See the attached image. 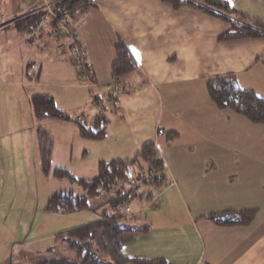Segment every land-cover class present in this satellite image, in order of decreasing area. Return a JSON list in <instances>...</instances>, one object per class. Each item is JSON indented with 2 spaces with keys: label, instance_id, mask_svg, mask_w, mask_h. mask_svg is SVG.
<instances>
[{
  "label": "crops",
  "instance_id": "obj_1",
  "mask_svg": "<svg viewBox=\"0 0 264 264\" xmlns=\"http://www.w3.org/2000/svg\"><path fill=\"white\" fill-rule=\"evenodd\" d=\"M55 1L11 0L9 18L1 17L0 30L5 29L7 38L18 39L10 47L19 56L22 87L39 83L43 65L61 76L72 78L76 73L72 53L55 50L56 54L40 53L43 61L38 63L39 78L35 79V63L26 62L25 57L38 48L30 43V36H20L33 30L19 32L13 27L14 17L46 9ZM227 1L233 10L264 20V0ZM71 24L93 73L89 89L112 81L110 66L115 46L121 42L137 64L121 78L128 88L126 94L140 95L141 105L158 101L168 117L183 124L181 129H168L175 130L176 136L168 139L165 135L156 148L170 180L161 191L170 205L172 200L185 201L186 226L156 228L159 235L153 232L158 226L155 215L162 211L156 207L159 199L155 196L154 203H147L151 206V220L147 223L146 219L144 225L148 232L126 243L122 254L161 257L170 264H264V125L218 108L205 86L209 77L233 73L240 88L264 98V38L220 41L217 35L228 27L226 22L192 8H173L161 0H92L89 7L76 11ZM47 33L52 39L51 32ZM19 39H26L25 47ZM181 138L186 142L181 143ZM167 157L171 163L167 164ZM228 209H255L256 215L245 225L220 226L206 218Z\"/></svg>",
  "mask_w": 264,
  "mask_h": 264
},
{
  "label": "rangeland",
  "instance_id": "obj_2",
  "mask_svg": "<svg viewBox=\"0 0 264 264\" xmlns=\"http://www.w3.org/2000/svg\"><path fill=\"white\" fill-rule=\"evenodd\" d=\"M57 1L59 0L46 8V16L39 26L31 33L20 36H30V43H35L38 48L25 57L26 62L35 63L32 68L34 74L38 71V63L43 61L40 53L56 54L69 51L72 53L76 70L73 80L69 72L68 76H61L53 68L43 65L39 83L22 87L23 75L20 63L17 62L19 56L15 50L11 52L10 47L18 39L7 38L5 29L0 30V264H29L53 258L74 259V253L68 250V242L55 241L56 234L99 220L104 206L109 209L108 213L122 212L126 213V216L128 214L129 218L120 220L122 227L140 228L146 224V219L147 223L151 220V206L147 204L150 202L140 201L142 188L137 187L127 203L120 202L112 207V202L107 200L117 195V186L89 199L91 207L107 202L96 210H46L48 196L56 191L71 190L78 195H84L85 192L75 182L56 178L52 172L43 173L37 128L42 127L51 137V168L67 169L71 175L80 178L94 176L101 160L131 159L149 142H153L158 148V143L164 140L168 129L183 127L177 118L166 115V108L158 101L148 100L145 105H141L140 95L137 97L136 93L126 94L128 88L124 87L122 77L112 79L104 86L98 84L97 88L89 89V83L92 84L94 77L90 71V63L86 60L83 50L78 48L77 39L74 37L71 23L76 18V12L59 13L54 9ZM40 5L41 3L36 4ZM8 10H11V0H0V21L2 15L5 20L9 18L6 15ZM33 12L37 13L39 9L29 14ZM21 17H14V20ZM61 20L62 23H58ZM56 22L54 28L53 24ZM48 31L51 32L52 39L47 35ZM20 42L25 47L26 39ZM76 49L82 53L79 60L75 55ZM5 55L12 58L6 59ZM79 63H86L87 66L83 68ZM100 77L106 78V74L105 77L104 74ZM105 86L111 87L113 91H108ZM257 90H261V87ZM43 92L51 95L57 108L66 110L74 119L91 123L95 118L94 113H100L106 119L105 136L101 139L84 138L73 121L54 117L37 119L29 99L33 94ZM184 142L186 139L181 138V143ZM168 161L171 163L169 157L166 159L167 164ZM184 161L190 162L186 158ZM134 184L137 185L136 182ZM130 187L126 186L123 191H129ZM166 195L163 191L155 195L159 199L156 207H162V211L155 215V223L158 226L153 232L158 235L161 231L156 228H172L175 225L185 227L188 220L185 201L179 200L177 203L172 200L171 206L166 202ZM155 196L151 203H154ZM182 206L184 209L181 211ZM169 240L166 236V241Z\"/></svg>",
  "mask_w": 264,
  "mask_h": 264
},
{
  "label": "trees",
  "instance_id": "obj_3",
  "mask_svg": "<svg viewBox=\"0 0 264 264\" xmlns=\"http://www.w3.org/2000/svg\"><path fill=\"white\" fill-rule=\"evenodd\" d=\"M91 1L59 0L56 2L54 9L62 14H71L89 7ZM161 1L170 4L176 9L192 8L226 22L228 27L217 35V39L220 41L264 38V20L233 10L227 0ZM46 12V9H39L37 13L25 14L21 18L14 20L13 27L19 32L32 31L39 26L46 16ZM115 55V60L110 66V75L113 80H117L137 68L135 59L123 43L119 42L116 44ZM29 76L28 74V79H30ZM34 77L38 79L39 72ZM205 86L209 98L218 108L228 109L239 114L253 124L264 125V98L252 90L240 88L233 73L209 77ZM29 100L37 119L54 117L73 121L79 130V134L89 139H101L107 132L105 129V118L96 117L91 123L74 119L66 110L57 108L53 97L49 94H33ZM37 131L39 136V156L43 173L52 172L56 178H65L75 182L85 192L84 195H78L71 190H60L52 193L46 201L45 208L48 211L96 210L107 202H112L111 207L120 202L127 203L132 197L135 187L145 189H141L139 199L147 203L151 202L156 193L170 183L164 161L153 142L144 144L131 159L123 161L101 160L97 164V171L94 176L76 178L67 169L60 167L51 168V137L42 127L37 128ZM176 134L175 131H166L165 133L168 139H173ZM116 186L117 195L115 197L96 207L90 206V198H94L102 191H107ZM126 186L131 187L129 191L124 192L123 190ZM107 210L109 209L105 206L102 208L99 220L69 228L56 234L55 241L66 240L68 242V250L74 253V259L53 258L29 264H170L161 257L124 256L121 251L122 247L135 237L147 233L148 227H122L120 220L126 217V213H108ZM255 215V209H228L209 214L206 218L220 226L245 225L250 223Z\"/></svg>",
  "mask_w": 264,
  "mask_h": 264
},
{
  "label": "built area",
  "instance_id": "obj_4",
  "mask_svg": "<svg viewBox=\"0 0 264 264\" xmlns=\"http://www.w3.org/2000/svg\"><path fill=\"white\" fill-rule=\"evenodd\" d=\"M79 51H80V50H77V49H76V53H75V55H76L77 60H79L80 58H82V53L79 52ZM79 65L83 66V68L87 66L86 63H84L83 65H82L81 63H79Z\"/></svg>",
  "mask_w": 264,
  "mask_h": 264
},
{
  "label": "snow or ice",
  "instance_id": "obj_5",
  "mask_svg": "<svg viewBox=\"0 0 264 264\" xmlns=\"http://www.w3.org/2000/svg\"><path fill=\"white\" fill-rule=\"evenodd\" d=\"M133 53H134L135 55H137V57H138V53L135 52V49H133Z\"/></svg>",
  "mask_w": 264,
  "mask_h": 264
}]
</instances>
